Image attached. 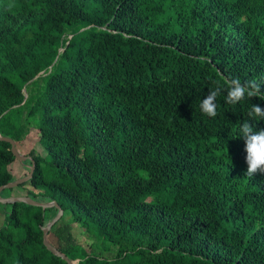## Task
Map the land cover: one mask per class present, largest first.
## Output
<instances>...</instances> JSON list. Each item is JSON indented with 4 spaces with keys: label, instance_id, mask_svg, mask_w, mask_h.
<instances>
[{
    "label": "trees",
    "instance_id": "obj_1",
    "mask_svg": "<svg viewBox=\"0 0 264 264\" xmlns=\"http://www.w3.org/2000/svg\"><path fill=\"white\" fill-rule=\"evenodd\" d=\"M224 77L264 78V0H0V136L17 143L32 125L43 140L47 157L29 149L18 186L61 209L46 232L61 255L264 264V174L245 176L234 138L264 100L221 95L203 115ZM9 147L0 140V185L13 180ZM5 205L0 264H67L41 241L54 206Z\"/></svg>",
    "mask_w": 264,
    "mask_h": 264
},
{
    "label": "clouds",
    "instance_id": "obj_2",
    "mask_svg": "<svg viewBox=\"0 0 264 264\" xmlns=\"http://www.w3.org/2000/svg\"><path fill=\"white\" fill-rule=\"evenodd\" d=\"M211 87L207 96L201 100L199 108L203 115L215 117L217 115V97L224 95V102L229 105H236L240 101L258 97L264 100V78L259 81L255 79L241 82L239 78H223V83L219 80H211ZM226 93V95H225ZM245 120L238 129V136L244 141L245 162L247 170L245 176L252 178L254 174H264V129L253 128L252 121H264V108L259 105H251Z\"/></svg>",
    "mask_w": 264,
    "mask_h": 264
},
{
    "label": "rangeland",
    "instance_id": "obj_3",
    "mask_svg": "<svg viewBox=\"0 0 264 264\" xmlns=\"http://www.w3.org/2000/svg\"><path fill=\"white\" fill-rule=\"evenodd\" d=\"M15 149L20 154H27V151L29 149H34L37 153H39L42 157L46 158V154L43 149V140L38 136L37 130L34 126L30 125L27 134L25 137L17 142L14 143ZM28 160H24L22 162L15 161V163L12 165H8L7 173L10 174L13 178V180L24 176L26 174V171L28 169ZM31 188L27 185L23 186H13L11 188H6L1 191L0 198H7L12 196H27L30 197ZM7 210V206L5 203L0 202V223L3 220L4 213ZM70 233L72 237L75 239L77 243L80 245H83L87 247V245L90 243V239L86 237V235L82 232L81 228L77 226H73L70 230ZM104 255L107 257H112L113 251L105 252Z\"/></svg>",
    "mask_w": 264,
    "mask_h": 264
},
{
    "label": "water",
    "instance_id": "obj_4",
    "mask_svg": "<svg viewBox=\"0 0 264 264\" xmlns=\"http://www.w3.org/2000/svg\"><path fill=\"white\" fill-rule=\"evenodd\" d=\"M0 140L6 141L9 143V145H10L9 149H10L12 155L14 156V159H16L20 162H22L24 160H28L30 162V164L28 166L27 173L22 177H19L15 180H12V181H9V182H6V183L0 185V191H1V189L11 188V187L16 186V185L26 181L27 179H29V177L32 173V170H33V161L29 155L20 154L17 152V150L15 149L14 141L12 139L0 136ZM0 202H2V203L23 202L25 204L33 205V206H39L41 208L54 206L56 208V213L47 222V224L42 228L41 241H42L43 246L48 251L52 252L56 256H60L61 259H63L67 264H73L74 261H69L65 256L61 255L59 253V251L55 247H53L46 239L47 230L60 217V215L62 213L61 209L58 207L57 204L53 203L52 201H49V202L36 201V200H33L32 198L27 197V196H12V197H7V198H0Z\"/></svg>",
    "mask_w": 264,
    "mask_h": 264
},
{
    "label": "crops",
    "instance_id": "obj_5",
    "mask_svg": "<svg viewBox=\"0 0 264 264\" xmlns=\"http://www.w3.org/2000/svg\"><path fill=\"white\" fill-rule=\"evenodd\" d=\"M15 161H18V160L14 159V160L11 161L8 165H12V166H13V164L15 163ZM8 165H7V167H8ZM7 167H6V168H7Z\"/></svg>",
    "mask_w": 264,
    "mask_h": 264
}]
</instances>
